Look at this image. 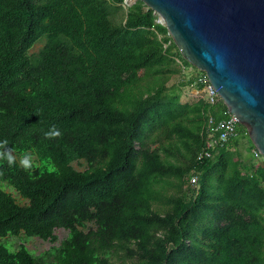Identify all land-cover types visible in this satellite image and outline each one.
Listing matches in <instances>:
<instances>
[{"label":"trees","instance_id":"1","mask_svg":"<svg viewBox=\"0 0 264 264\" xmlns=\"http://www.w3.org/2000/svg\"><path fill=\"white\" fill-rule=\"evenodd\" d=\"M156 19L140 0H0V264H264V156L241 125L198 158L227 109L182 90ZM57 228L45 252L23 242Z\"/></svg>","mask_w":264,"mask_h":264},{"label":"water","instance_id":"2","mask_svg":"<svg viewBox=\"0 0 264 264\" xmlns=\"http://www.w3.org/2000/svg\"><path fill=\"white\" fill-rule=\"evenodd\" d=\"M264 156V0H140ZM124 0L127 6L135 3Z\"/></svg>","mask_w":264,"mask_h":264},{"label":"built area","instance_id":"3","mask_svg":"<svg viewBox=\"0 0 264 264\" xmlns=\"http://www.w3.org/2000/svg\"><path fill=\"white\" fill-rule=\"evenodd\" d=\"M180 68L181 74L186 71L187 66L179 59H176ZM183 80V76H182ZM187 81L189 95L202 99L208 106H214L216 102L221 101L217 91L210 85L206 74L200 70H195L184 80ZM239 120L226 111V116L219 120L208 113L203 131L204 147L199 152L198 158H208L212 155V151L227 147L230 142L239 136ZM255 158H261V155L254 148L252 150ZM198 178L192 175L190 183L193 187L197 185Z\"/></svg>","mask_w":264,"mask_h":264},{"label":"rangeland","instance_id":"4","mask_svg":"<svg viewBox=\"0 0 264 264\" xmlns=\"http://www.w3.org/2000/svg\"><path fill=\"white\" fill-rule=\"evenodd\" d=\"M134 0H130V2H133ZM136 1V0H135ZM129 2V3H130ZM42 43H43V41H40V42H37L32 48H31V50H30V52H36L39 48H40V46L42 45ZM174 51H176V49H174ZM195 70H198L197 68H195L194 66H192V65H190V64H188V66H187V68H186V71L184 72V74L182 73V76H183V80H185L187 77H188V75L189 74H191L193 71H195ZM176 77L177 76H175V75H173L172 77H171V79L168 81V85L170 84V85H172V84H174V82H175V79H176ZM188 87H187V85H185V86H183V88H182V90L185 92V93H187V94H189V92H188ZM243 141V140H242ZM245 141V140H244ZM247 141H248V139H247ZM247 141H246V144H247ZM242 147L241 148V150H242V152H243V154L245 155V156H250L251 154H249V152L247 151V147H245L246 145L244 144V143H241L240 145H239V147ZM248 146V145H247ZM243 147L245 148V150L243 149ZM245 151V152H244ZM15 156L17 157V159H19L20 161H21V159L24 157V155H22V154H15ZM31 157H32V163H36L37 161H36V158H35V156H33V155H31ZM263 157V156H262ZM262 157L260 158H255V162H256V164H262ZM73 166H74V168H76L77 170H80V171H82V170H85V169H87L88 168V165L86 164V162L84 161V160H79V161H76V162H74L73 164H72ZM0 184H1V182H0ZM6 185V184H5ZM3 188L6 190V191H8L9 193H12V195L20 202V203H24L25 202V200H23L17 193H15L16 191H15V189L13 188V187H11V186H8V187H6V186H3ZM54 234L57 236V241L55 242V243H51V242H49V241H45V240H42V239H40L39 237H32V238H28V239H24V243H25V245H26V247L28 248V249H30L31 251H33V253L34 254H40V253H42V252H45V251H47L51 246H53V245H58L59 244V242H60V240H62L65 236H66V234H67V230L66 229H64V228H57V229H55L54 230ZM10 240H12L13 241V243L14 244H18L19 243V241L16 239V238H10Z\"/></svg>","mask_w":264,"mask_h":264},{"label":"clouds","instance_id":"5","mask_svg":"<svg viewBox=\"0 0 264 264\" xmlns=\"http://www.w3.org/2000/svg\"><path fill=\"white\" fill-rule=\"evenodd\" d=\"M46 136H59L60 133L58 131L46 133ZM7 144V141H4L3 144H0V148L4 147ZM0 159H6L9 166L15 163V157L11 154V150H6L0 152ZM21 165L25 170H30L33 168L32 157L29 154H25L21 159Z\"/></svg>","mask_w":264,"mask_h":264},{"label":"crops","instance_id":"6","mask_svg":"<svg viewBox=\"0 0 264 264\" xmlns=\"http://www.w3.org/2000/svg\"><path fill=\"white\" fill-rule=\"evenodd\" d=\"M246 141H247V140L244 141V144H246Z\"/></svg>","mask_w":264,"mask_h":264}]
</instances>
